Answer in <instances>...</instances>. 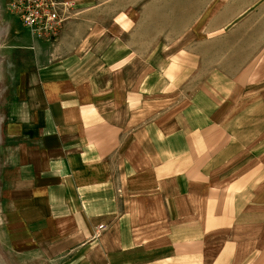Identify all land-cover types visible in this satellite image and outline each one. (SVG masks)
Instances as JSON below:
<instances>
[{
    "label": "crops",
    "instance_id": "obj_1",
    "mask_svg": "<svg viewBox=\"0 0 264 264\" xmlns=\"http://www.w3.org/2000/svg\"><path fill=\"white\" fill-rule=\"evenodd\" d=\"M65 1L42 41L0 0L9 244L41 264H264V126L239 123L264 99L224 103L221 60L191 51L199 10Z\"/></svg>",
    "mask_w": 264,
    "mask_h": 264
},
{
    "label": "rangeland",
    "instance_id": "obj_2",
    "mask_svg": "<svg viewBox=\"0 0 264 264\" xmlns=\"http://www.w3.org/2000/svg\"><path fill=\"white\" fill-rule=\"evenodd\" d=\"M202 1H206L208 5L199 6ZM208 1L148 0L144 6L147 5L145 12L149 7V13L174 15L177 19L181 17L180 21H183V14L194 16L199 10L202 14L201 22H192L190 28L203 29V34L192 39L191 51L200 49V56L207 57L208 61L221 60L224 80L228 78L227 85L222 87L224 103L229 94L234 102L235 98L253 100L258 95L264 99V0ZM184 3L192 4L191 7H186ZM18 21L19 32L25 37L37 40L31 37ZM216 25L221 26L220 30L210 32V28ZM12 96V87H5L0 82V264H41L28 253L18 251L9 244L10 238L5 224L7 195L17 176L15 147L18 141L9 137L6 132L9 122L7 108L10 102L7 103L5 100L11 99ZM249 104L252 103H247V106ZM256 110L257 107L253 112H243L239 123L247 126H264V119Z\"/></svg>",
    "mask_w": 264,
    "mask_h": 264
},
{
    "label": "built area",
    "instance_id": "obj_3",
    "mask_svg": "<svg viewBox=\"0 0 264 264\" xmlns=\"http://www.w3.org/2000/svg\"><path fill=\"white\" fill-rule=\"evenodd\" d=\"M7 10L27 29L31 37L54 41L75 10L72 1L8 0Z\"/></svg>",
    "mask_w": 264,
    "mask_h": 264
}]
</instances>
